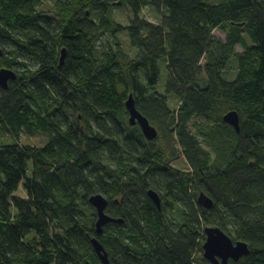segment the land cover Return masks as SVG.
I'll return each mask as SVG.
<instances>
[{
  "label": "trees",
  "instance_id": "trees-1",
  "mask_svg": "<svg viewBox=\"0 0 264 264\" xmlns=\"http://www.w3.org/2000/svg\"><path fill=\"white\" fill-rule=\"evenodd\" d=\"M41 1L0 0V69L16 74L0 87V123L18 138L0 133V264H103L94 236L111 264H193L207 226L247 243L229 264H264V0H55L51 16ZM109 1L129 8L126 25L106 14ZM146 6L158 23L141 17ZM100 32L124 33L135 57L99 46ZM231 56L237 74L226 80ZM129 94L154 143L129 124ZM231 110L239 131L223 121ZM21 132L46 141L21 145ZM94 194L123 221L99 235Z\"/></svg>",
  "mask_w": 264,
  "mask_h": 264
},
{
  "label": "water",
  "instance_id": "water-1",
  "mask_svg": "<svg viewBox=\"0 0 264 264\" xmlns=\"http://www.w3.org/2000/svg\"><path fill=\"white\" fill-rule=\"evenodd\" d=\"M65 49L61 50L60 61H63ZM1 53V49H0ZM16 74L13 70L8 68L0 69V87L6 88L9 80L15 79ZM125 107L128 111V122L130 125H137L141 130L142 135L148 141L157 139L158 131L157 128L152 125L148 119L140 113L135 107L132 95L129 94L126 101ZM223 121L232 126L236 131H239V115L237 111H228L223 116ZM148 196L153 201L155 206L160 209V198L158 194L149 189L147 191ZM89 203L95 208L97 218L94 223L95 232L97 235L102 234L103 227L110 222L122 223L121 219H115L108 216L105 213V207L107 204V199L101 194H94L88 198ZM198 203L206 208L212 206V199L207 195L200 193L197 198ZM205 240L202 245L203 258L207 260L210 264H227L231 259L237 262L242 256L247 255L249 248L246 242L243 240H237L233 242L231 237L225 233L218 226H207L204 228ZM90 243L103 264H111L108 253L104 249L101 242L97 237L90 238Z\"/></svg>",
  "mask_w": 264,
  "mask_h": 264
},
{
  "label": "rangeland",
  "instance_id": "rangeland-1",
  "mask_svg": "<svg viewBox=\"0 0 264 264\" xmlns=\"http://www.w3.org/2000/svg\"><path fill=\"white\" fill-rule=\"evenodd\" d=\"M112 2L113 1H109V7H108V11L106 12V14L114 22L122 24V25H126L132 17L131 11L125 5H111ZM115 2H119V1L115 0ZM54 4H55V0H42L40 3H38L36 5V9L39 11H44V13H43L44 15L51 16L52 9L54 8ZM92 13L96 17H98V15H100V13H101V10H100V8H96L92 11ZM141 17H143L144 19L151 21L153 23H158L160 21L159 12L155 11L150 6H146V7L142 8ZM214 36H216V38L223 40L224 39V32L219 30V29H215L214 30ZM97 42H98L99 46L105 45L106 43L108 44V42L120 43L124 53H126L128 55V57H130V58H134L136 53H137V50L132 48V46L129 44L128 38L126 37V35L124 33L118 32V33L111 35L109 33H101L100 32L97 35ZM4 44L7 47L6 52L8 53L9 50L12 49V47L6 41H4ZM236 48H237V50H236L237 52H240L243 49L239 45H237ZM59 60H60V57H59ZM60 62H62V61H60ZM163 63H164L163 61H162V63L160 62V67L162 64V69H163V72L165 75L166 74V67H165V64L163 65ZM201 63L204 65L205 59H202ZM163 72L161 70V75H160L158 84L156 86L158 91H162V92H163V84H165V81H166L165 77H163ZM236 74H237V60L234 56H231L227 67L222 72V77L226 80H233L235 78ZM202 76L203 77L205 76L204 73H202ZM168 103L172 109H176L178 104H179L178 99L174 96L168 97ZM219 106H220V113H221L222 111H225L227 104L222 103ZM135 126H137V125H135ZM0 133L2 135H8V137H7L8 140H12V141H15V139L18 140V138H16L15 135L11 134L10 131H7L5 125L1 124V123H0ZM45 141H46V136H45V134H42V133H35L33 135H30V136H27L22 132L19 134V142L21 143V145L22 144H32L35 146H42V144ZM152 142L154 143L155 139H153ZM157 145H158V141H157ZM158 146H160V145H158ZM193 191L190 187V192H193ZM162 192H163V190L161 189V193ZM24 193L25 192L23 191V189L19 188L17 195L23 196V195H25ZM87 210L92 211V209H90L89 207L84 206L83 212L90 213ZM174 219H175V217H173L172 221H174ZM229 234L233 237L232 233H229ZM233 242H235V241H233ZM201 251L197 250L195 252L196 255L193 258L194 259L193 264H210L207 260H205L203 258V250H201ZM244 256H246V255H244ZM229 261L227 262V264H229Z\"/></svg>",
  "mask_w": 264,
  "mask_h": 264
},
{
  "label": "flooded vegetation",
  "instance_id": "flooded-vegetation-1",
  "mask_svg": "<svg viewBox=\"0 0 264 264\" xmlns=\"http://www.w3.org/2000/svg\"><path fill=\"white\" fill-rule=\"evenodd\" d=\"M0 49H2V47H1V43H0ZM13 80H15V79H13ZM9 81H12V80H9ZM9 81H8V83H7V87H8V84H9ZM6 87V88H7ZM107 205H108V200H107V204H106V207H105V213L108 215V216H110L107 212H106V208H107ZM95 209V208H94ZM96 211V210H95ZM111 217V216H110ZM117 223V222H116ZM107 225V224H106Z\"/></svg>",
  "mask_w": 264,
  "mask_h": 264
}]
</instances>
